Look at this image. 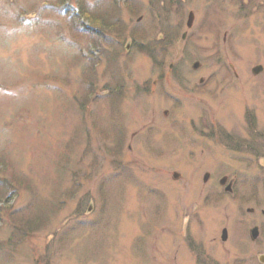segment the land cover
<instances>
[{"label":"rangeland","instance_id":"1","mask_svg":"<svg viewBox=\"0 0 264 264\" xmlns=\"http://www.w3.org/2000/svg\"><path fill=\"white\" fill-rule=\"evenodd\" d=\"M219 128L264 132V0H0V264H255Z\"/></svg>","mask_w":264,"mask_h":264},{"label":"flooded vegetation","instance_id":"2","mask_svg":"<svg viewBox=\"0 0 264 264\" xmlns=\"http://www.w3.org/2000/svg\"><path fill=\"white\" fill-rule=\"evenodd\" d=\"M172 66L170 67L171 69L173 68ZM213 130L215 131V127ZM252 131L253 130L249 132L247 131L243 134H233L230 132H225L221 130V128H219L216 132L212 133V136L214 140H220L221 144H223L229 151H232L234 153H240L242 149H249L251 151V156L247 158L246 166L244 165V167H246L248 170L264 169V163L261 162L264 159V132L260 133L261 131H259V129L257 128L255 133ZM224 141L226 143H224ZM175 176L178 177L179 175L175 174ZM206 176H208L207 179ZM209 178L210 173H206L204 181L207 182ZM220 183H228L225 188L227 192L234 191L233 183L232 181L229 182L228 177H224L223 179H221ZM261 193L262 195H260V192L257 193L258 195L255 200L256 202L264 201V189H262ZM253 211L254 209H251L250 212ZM224 230H226L227 234L226 239L224 238ZM224 230L222 231V241L226 242L229 239V231L227 228H225ZM245 230H247V233L245 232V234L243 235L242 241H244L245 247L247 249L242 250L240 257L236 260H241L245 262L247 259H252L255 264H264L261 259L259 260V255L264 252V243L260 241L262 234H264V223H261L260 226L256 225L251 229L247 228ZM248 231L250 233H248ZM228 263H230V261H228Z\"/></svg>","mask_w":264,"mask_h":264},{"label":"trees","instance_id":"3","mask_svg":"<svg viewBox=\"0 0 264 264\" xmlns=\"http://www.w3.org/2000/svg\"><path fill=\"white\" fill-rule=\"evenodd\" d=\"M89 8H87L86 6H83V7H81L80 8V13H79V17L80 18H84L83 16H86V13H84V10H88ZM110 23H112V22H110ZM98 24L101 26V27H104V26H106L107 25V22H103V21H101V22H98ZM114 25H116V23L114 22L113 23ZM109 25V24H108ZM107 25V26H108ZM100 26H96L97 28H99V33H101V32H104V30H101L100 29ZM109 26H111V25H109ZM101 31V32H100ZM111 31H113V30H111Z\"/></svg>","mask_w":264,"mask_h":264},{"label":"water","instance_id":"4","mask_svg":"<svg viewBox=\"0 0 264 264\" xmlns=\"http://www.w3.org/2000/svg\"><path fill=\"white\" fill-rule=\"evenodd\" d=\"M193 20H194V13L191 12L190 15H189V21H188V26L191 27V25L193 24ZM197 66V65H196ZM262 70V67L259 66L255 69V72L257 71H261ZM208 178V176H206V179ZM227 237V234H226V230H224V238L226 239Z\"/></svg>","mask_w":264,"mask_h":264}]
</instances>
